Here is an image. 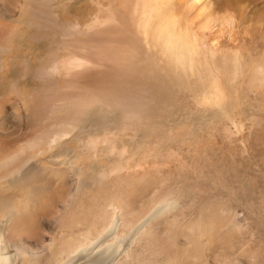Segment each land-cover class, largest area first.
<instances>
[{
	"label": "rangeland",
	"instance_id": "374dc122",
	"mask_svg": "<svg viewBox=\"0 0 264 264\" xmlns=\"http://www.w3.org/2000/svg\"><path fill=\"white\" fill-rule=\"evenodd\" d=\"M129 2L55 0L45 9L59 32L25 24L36 19V0H0V223L8 249L36 252L34 264H264V0H133L131 27L153 49L121 17ZM109 4L118 27L91 30ZM193 37L187 58L183 44ZM68 55L90 65L65 71ZM176 57L191 58L194 70ZM140 81L160 97L148 102L143 123L118 130L115 118L90 115L95 122L81 121L40 155L30 147L64 129L77 96L106 100ZM208 88L216 91L207 103ZM111 166L117 171L97 184L96 172Z\"/></svg>",
	"mask_w": 264,
	"mask_h": 264
},
{
	"label": "bare ground",
	"instance_id": "6f19581e",
	"mask_svg": "<svg viewBox=\"0 0 264 264\" xmlns=\"http://www.w3.org/2000/svg\"><path fill=\"white\" fill-rule=\"evenodd\" d=\"M36 1L40 5V8H37V10L35 12H33V14H32V16L36 19L33 22L31 19H26L25 24L27 26H32L33 25L32 23L42 25L45 22H47V23H51V24L55 25L57 31L60 32L62 29H60V27L58 25V20L56 19V17H54L55 15L53 14V10L51 8L48 10L45 9V7L50 6L51 3L55 0H36ZM133 9H134L133 0H130L126 11H124V13H120V15L125 21H127L130 24V29L132 31V35L136 36V37L138 36L140 38V40L143 42V45L146 46L147 49H153L154 45L150 41V38L147 35V33L144 31L139 33V32H137V30L132 28L133 27L132 21H133V17H134ZM107 10L109 11V13L103 19H101L98 22H96V20H95L89 26V28L91 30H93L95 28L110 29V28L118 27L117 21H115V19H114V15L110 13V11L117 10L116 7L113 4H109L107 7ZM166 38H167L166 40H167L168 44L176 46L175 42H177V34L175 32H173V33L169 32L166 35ZM193 40H194V37L189 38L183 44L187 51H184L185 49H183L182 51L188 52L187 58H188V56L195 55V51H194L195 46L192 44ZM173 49H174V47L172 48V50ZM175 54H178L179 56H181L177 50H176ZM176 59H177L176 64L181 69L185 68L187 70V68H188L189 71L194 70L191 58L189 60H186V59L184 60V58H182V57H176ZM60 65L65 69V71H72V70L76 71V70H81V69L88 67L90 65V61L86 57H83V56L68 55L67 57L62 59V61L60 62ZM260 65L262 67V69L259 71L260 81H261V85H263V87H264V62H262ZM177 66H176V68L179 69ZM192 75L195 76V79L200 78V76H198V69ZM143 80H145V79H143ZM126 87L127 88H126V91L124 93L120 92L118 94H114L112 98H109L108 97L109 95H108V96H106V100L103 99L104 97H100L98 95V93H95V92L94 93H86V94L77 96L75 98V102L73 103L74 110H73L72 120H67L66 122H64V124H62L64 126V129L63 130L58 129L57 131H55L51 135V140L39 139V140L33 141L31 143L30 147H32L33 150L35 147H38V149H37L38 153L37 154L40 155L41 151L39 150V147L46 146L48 149H50L49 144H54L55 142L62 140L61 137L64 135L68 136L70 134H74L76 132V130H78L79 127H81V125H80L81 121L88 120L90 115L93 117H96V118H100V119L108 118V117L115 118V125L114 126L118 130L129 129L138 123H143L142 117L145 116L147 113H150V107H149V105H147L148 102L159 99L160 97L154 95L155 91L152 87H150V85L147 81L138 82L136 88L133 87L131 82L128 83L126 85ZM214 91H216V88H214V90L208 88V91H205L202 94L203 100L206 101L207 103H208V101L212 100L211 97L214 96ZM85 92H87V91H85ZM218 94H219V91L217 92L216 97L218 96ZM135 118H136V121H135ZM89 120L95 122L96 119H89ZM195 127H200V126L192 125L191 129H193ZM35 151H36V148H35ZM42 151H43V149H42ZM30 156H32V155H30ZM55 158H57V157L53 156L54 160H55ZM68 159H70V158H68ZM24 162H27V161H24ZM54 162H56V161H53V163ZM23 164H24L23 166L26 165L25 163H23ZM117 168H118L117 166H114V167L111 166V167H108L106 169H102V170L97 171L95 176H94V179L96 181H98L97 184H101L102 181L106 177L109 176V173H108L109 171L115 172V171H117ZM69 173H71V172H69ZM16 174L18 176L17 179H19V178L24 179V177L19 175L18 171H16ZM73 174H72V177L74 178V176H76L75 178H77V175L79 173L75 171V173L73 172ZM76 186H77V184H76ZM73 187H71L70 190H72ZM2 208H6V207H2ZM113 209H115V207H113ZM7 211H9V210H7ZM3 217H4L3 221H5V222L9 218V216L6 213L4 214ZM113 222L114 221L112 220V223ZM4 233H5V225H4V223H0V264H34L36 259H37L38 254L34 251H30L28 249H25V247H23L21 245L17 246L16 248H14L12 250H9L8 249L9 246H7L8 242L4 238ZM83 250H84L83 248H80L79 252L83 251ZM74 255H75V253H74ZM76 255H77V253H76ZM92 261H94V260L88 259L87 261L83 262V264H86L88 262L90 263ZM54 263H55V261H54ZM66 264H75V262L70 261L69 263H66Z\"/></svg>",
	"mask_w": 264,
	"mask_h": 264
}]
</instances>
